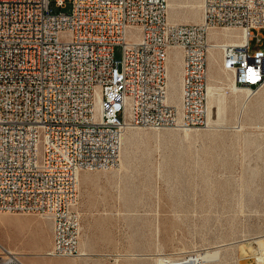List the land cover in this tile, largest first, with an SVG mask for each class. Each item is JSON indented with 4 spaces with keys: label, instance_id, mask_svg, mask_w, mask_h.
<instances>
[{
    "label": "built area",
    "instance_id": "built-area-1",
    "mask_svg": "<svg viewBox=\"0 0 264 264\" xmlns=\"http://www.w3.org/2000/svg\"><path fill=\"white\" fill-rule=\"evenodd\" d=\"M51 2L63 8L0 0V212L48 218L47 255L77 256L80 172L114 166L128 127L206 124L210 29L241 30L239 44L217 45L222 65L251 95L264 86L252 31L264 29V0H202L199 23L168 22L166 0H71L68 13ZM170 48L181 52L178 105L168 96ZM0 264L24 263L0 252Z\"/></svg>",
    "mask_w": 264,
    "mask_h": 264
},
{
    "label": "rangeland",
    "instance_id": "rangeland-1",
    "mask_svg": "<svg viewBox=\"0 0 264 264\" xmlns=\"http://www.w3.org/2000/svg\"><path fill=\"white\" fill-rule=\"evenodd\" d=\"M168 1V22L200 21L201 0ZM50 7L68 13L71 0ZM226 31L238 32L216 28L208 38L225 40ZM252 31L264 50V29ZM169 55L168 92L172 80L178 95L180 56L175 49ZM213 55L209 85L223 97L213 120L188 130L126 129L114 166L81 171L78 248L90 254L44 255L52 224L33 213L0 212V247L23 253L24 264H156L159 257L194 256L199 264H256L264 247V86L250 96L231 92L220 51ZM120 57L116 45L113 58Z\"/></svg>",
    "mask_w": 264,
    "mask_h": 264
},
{
    "label": "bare ground",
    "instance_id": "bare-ground-1",
    "mask_svg": "<svg viewBox=\"0 0 264 264\" xmlns=\"http://www.w3.org/2000/svg\"><path fill=\"white\" fill-rule=\"evenodd\" d=\"M168 5L169 6H172L173 5L170 0L168 1ZM201 21H202V0H201V19H200L199 22H201ZM199 22H197V23H199ZM222 29H226V30H238V32L234 33V32H230V31H226V32H223V37L225 38V40H213V46H209L208 53H207V59L209 60V63L215 62V57L213 55L214 49H218L220 51V57H221L220 47L217 46V45H219L220 42H227V43L229 42V43H233V44H239L241 42L242 32H241V30L239 28L236 27V28H222ZM207 36H208V33H207ZM171 49H175L176 51H178L179 56H180V66H181V52H180V50L178 48H170L168 50L167 60L170 61L169 52H170ZM175 54L176 53H174V58L176 57V61H177V54L176 55ZM220 62H221L222 69L231 76V82L229 84V88H230L231 92H233L235 94H239L237 92L239 90L240 91L243 90L247 96H250L251 95L250 92H248L246 89L237 87V86H235L233 84V75H232L231 71H228L227 69H225L223 67L221 58H220ZM166 70H168V67H166ZM167 75H168V71H167ZM178 77L180 78V69H179V76ZM207 78H208V73H207ZM169 84L171 85V87L169 89V92H168L169 102L171 104H173V105H177L179 103L180 82H179L178 95H176L175 92H174L175 91V83L172 82V80H169ZM222 99H223V97L220 96L217 93V86L209 85V80H208V84H207V94H206V120L207 121L210 122L211 120H213L214 113L215 112H218L220 110V107L222 105ZM130 128H153V129H158V128H154V127H138V126L137 127L136 126L135 127H128L127 129H130ZM191 128L192 127H190V128H181V129L182 130H188V129H191ZM103 169H107V168H103ZM79 177H78V179H79ZM0 252H3L5 255H8V257H13V258H16V259H19V260H20L21 256L23 255V253H18V252H15V251L11 250V249H8L7 250V249H5L3 247H0ZM79 252H80L79 254H81V255L90 254V253H86V252L80 251V250H79ZM44 255H47V251L44 253ZM127 255H129L130 257H135V256H138V255L141 256L143 254L132 253V254H127ZM197 257L198 256H194L193 258L192 257L191 258H185V259H182V260H179V261L182 262L183 264H199V261H198V258ZM115 260H117L116 257H115ZM253 260H254V262L256 264H264V247L261 248L260 253L254 255ZM156 261H157L156 264L171 263V260L169 258H165V257H159V258H157ZM243 264H245V263H243Z\"/></svg>",
    "mask_w": 264,
    "mask_h": 264
}]
</instances>
